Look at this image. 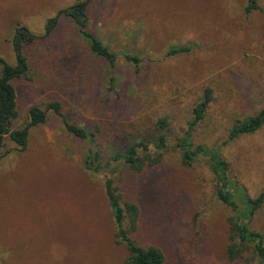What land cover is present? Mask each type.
Returning <instances> with one entry per match:
<instances>
[{
	"label": "rangeland",
	"instance_id": "rangeland-1",
	"mask_svg": "<svg viewBox=\"0 0 264 264\" xmlns=\"http://www.w3.org/2000/svg\"><path fill=\"white\" fill-rule=\"evenodd\" d=\"M77 1L0 0V55L8 63L16 64L18 24L39 35L24 45L27 74L13 82L16 127L28 122L31 106L57 100L70 122L96 133L104 164L153 138L161 117L170 122L168 149L142 172L114 164L92 173L84 165L90 142L54 113L31 128L25 151L7 140L0 149V264H124L129 252L117 242L107 178L122 201L141 208L134 240L160 246L167 264H261L252 253L229 260L233 211L217 196L208 159L184 164L176 140L211 88L194 143L221 146L246 192L264 190V125L229 138L237 120L264 108V0L251 13L247 0H89V28L118 54L115 68L91 52L70 17L44 35L47 20ZM180 46L192 50L169 53ZM250 226L264 233V205Z\"/></svg>",
	"mask_w": 264,
	"mask_h": 264
},
{
	"label": "trees",
	"instance_id": "trees-1",
	"mask_svg": "<svg viewBox=\"0 0 264 264\" xmlns=\"http://www.w3.org/2000/svg\"><path fill=\"white\" fill-rule=\"evenodd\" d=\"M89 0H79L64 9L54 17L47 20L45 36L52 34L61 16L70 17L79 30L82 39L87 43L91 52L108 62L111 68L117 64L118 54L100 37L91 32L89 28ZM260 8L259 0H247L246 12L251 13ZM39 39L24 25H17L14 47L16 51V64H10L0 55V149L7 140L13 141L18 150H26L32 127L47 122L50 113L63 119L68 132L72 135L88 140L91 144L85 158V168L96 173L109 165L123 164L125 168L142 172L146 167H153L163 159L168 149L170 140V122L167 117H161L155 124V136L144 137L126 147L123 152H116L112 161L104 164L102 152L96 133L86 127L70 122L63 114L60 101H51L45 108L39 105L30 107L28 122L22 127H16L19 118L17 92L14 80L23 77L29 70L28 58L24 51L25 44H31ZM191 46L172 47L169 53L191 51ZM126 58L138 66L140 58L137 55L126 54ZM113 81L114 78L112 77ZM213 100L211 88L206 87L200 101L192 111V117L187 123L185 132L177 138V147L180 149L182 161L186 165L192 164L200 157L207 158L216 178L217 196L228 205L233 215L229 217V242L227 256L235 261L244 258L247 253H252L251 259H257L264 264V233L251 228L250 222L264 205V190L257 196L249 195L246 190L230 174V163L224 157L221 146L208 147L194 143V132L198 125L205 119L209 106ZM264 125V108L255 115L237 120L229 134L230 139L243 135L254 134ZM114 178H107L105 182L107 196L112 208L113 219L116 226L118 243H125L128 257L124 264H167L165 251L157 245L142 246L134 240L132 233L136 232L141 218V208L133 201H122L118 186Z\"/></svg>",
	"mask_w": 264,
	"mask_h": 264
}]
</instances>
